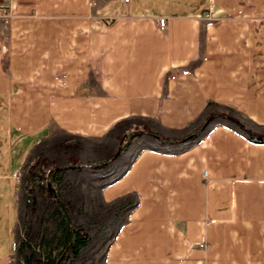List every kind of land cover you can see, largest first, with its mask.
Listing matches in <instances>:
<instances>
[{"label": "crops", "instance_id": "obj_1", "mask_svg": "<svg viewBox=\"0 0 264 264\" xmlns=\"http://www.w3.org/2000/svg\"><path fill=\"white\" fill-rule=\"evenodd\" d=\"M10 12L0 264L17 254L30 173L58 167L68 218L114 224L104 264H264V0H12Z\"/></svg>", "mask_w": 264, "mask_h": 264}, {"label": "rangeland", "instance_id": "obj_2", "mask_svg": "<svg viewBox=\"0 0 264 264\" xmlns=\"http://www.w3.org/2000/svg\"><path fill=\"white\" fill-rule=\"evenodd\" d=\"M210 11L212 10L204 15V20H214L212 14L208 19L206 18ZM131 145L136 146L132 149H136V153L143 144L140 145L139 141L134 143L128 141L123 149L126 151ZM130 154L126 155V161H128L127 158L130 157ZM52 172L48 173L47 179L40 180L45 181L44 184H39L35 172L30 173L31 178H29L28 187L25 188L27 198L17 225L18 250L13 264H47L51 261L57 263L61 257L63 260L61 264H104L105 251L111 235L114 233V224L110 223L105 212L103 214L97 213L95 217H91V220H95L91 223L79 224V221L83 222L81 216L69 219L70 227L68 228L71 229V232L74 229L75 232L80 231L86 237L84 244L77 249L75 254L72 253L66 246L72 241L66 242L64 240L66 222L63 216L54 211L55 201L51 200L53 199L52 196L48 197L41 194V191L36 187L39 184L46 188L48 177ZM102 218L105 220L103 224L100 223ZM86 219L88 220L89 217Z\"/></svg>", "mask_w": 264, "mask_h": 264}, {"label": "trees", "instance_id": "obj_3", "mask_svg": "<svg viewBox=\"0 0 264 264\" xmlns=\"http://www.w3.org/2000/svg\"><path fill=\"white\" fill-rule=\"evenodd\" d=\"M231 121H233V120H231ZM233 122H235V121H233ZM256 139H257L258 142H264V136L263 137H257ZM55 175H56V173L53 175V180H54ZM46 191H47V189H46ZM56 196H57V194H56ZM55 203L56 204H55V210L54 211L56 213H59L61 216H63V219L66 222V232H65V235H64V240L66 242H69V240L72 241L71 229L68 228L69 227L68 226L69 225V218L67 216L65 207L59 202L58 196H57V200L55 201ZM85 239H86V237L83 234H81L80 231H76L75 232V242H74L73 249H71V247H70L71 243L70 244L67 243L66 246L68 247V249L70 251H72V253L75 254L77 252V249L84 244ZM47 264H56V262L51 261V262H47Z\"/></svg>", "mask_w": 264, "mask_h": 264}, {"label": "built area", "instance_id": "obj_4", "mask_svg": "<svg viewBox=\"0 0 264 264\" xmlns=\"http://www.w3.org/2000/svg\"><path fill=\"white\" fill-rule=\"evenodd\" d=\"M124 2H128V0H123ZM2 3V9L0 11V21L2 24H7V22L12 18V14L10 12V7H11V3L12 0H1ZM210 10H213V6L210 8ZM212 14V11L209 12V14L206 16V18L208 19L210 17V15ZM158 29L161 32H164L166 30V21L164 19H160L158 21ZM13 178L17 181L20 182V175L18 173H15L13 175ZM45 181H39V184H44ZM29 202V201H27Z\"/></svg>", "mask_w": 264, "mask_h": 264}, {"label": "water", "instance_id": "obj_5", "mask_svg": "<svg viewBox=\"0 0 264 264\" xmlns=\"http://www.w3.org/2000/svg\"><path fill=\"white\" fill-rule=\"evenodd\" d=\"M126 139H127V137L122 138V140L120 141L119 148H118L116 154H119V153L121 152V150H122V145H123V143H124V141H125ZM156 139L159 140L158 137H156ZM60 169H61L60 167L55 168V169L53 170L52 174L48 177V180H47V183H46V189H47V191L49 192V195L52 196V198H53L54 201L57 200V196H56V194H55V189H54V187H53V183H52V182H53V175H54L56 172H58ZM68 226L70 227V225H68ZM71 234H72V242H71V244H70V247H71V249H73L74 242H75V230H74V229H72ZM62 262H63V260H62V257H61V258H59V260H58V262H57L56 264H61Z\"/></svg>", "mask_w": 264, "mask_h": 264}]
</instances>
